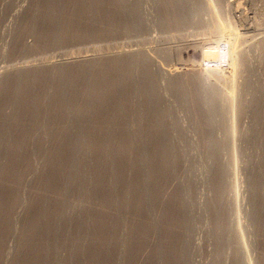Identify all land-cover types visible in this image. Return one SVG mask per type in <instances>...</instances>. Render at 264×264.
I'll use <instances>...</instances> for the list:
<instances>
[{"label": "rangeland", "instance_id": "1", "mask_svg": "<svg viewBox=\"0 0 264 264\" xmlns=\"http://www.w3.org/2000/svg\"><path fill=\"white\" fill-rule=\"evenodd\" d=\"M58 2L60 6L56 3L52 12L56 22L64 15L60 10L78 9L77 0ZM84 2L87 8H95L82 10L78 26L62 34L58 28L48 32L42 20V0H0V125L19 101L18 96H2L7 78L37 68L46 70L54 80L35 86L31 91L38 101L35 112L31 117H15L8 129L9 138L17 137L21 126H33L34 131L29 132L28 143L32 168L24 170L21 162L15 169L19 172L15 181L0 178L23 201L10 218L1 264L11 263L19 241V254L32 255L30 243H34L39 249L53 251V264H63L67 258L71 264L85 260L80 253L69 255L61 245L60 219L50 234L44 231L28 241L23 238L31 218L23 207L34 195L58 200L63 209H85L91 219L105 210L121 223L133 224L129 238H123L125 226L119 229L121 254L114 259L106 250L98 258L100 264H168L164 244L172 246L171 264H264V0ZM172 9L178 18L171 16ZM132 56L147 64L145 77L153 80L151 93L158 97L157 106L164 115V124L157 127L158 146L165 147L168 154V167L159 175L154 201L146 178L151 168V145L146 138L150 113L141 111L147 107H141L148 100L147 90L129 91L128 109L119 110L123 120L117 126L134 137L133 148L140 160V219L130 205L104 208L99 196L85 200L69 185H62L60 192L37 186L51 140L47 136L40 154L37 141L63 125L53 113L51 83L58 84L65 97L73 89L64 75L67 67ZM84 76L91 81L88 69ZM145 77L135 70L130 82ZM91 96L87 93L84 98L88 101ZM73 102L79 104L80 100L77 97ZM102 109L105 118L110 117L105 102ZM79 110L84 111L68 110L67 114L68 132L73 135L91 119L92 106ZM112 129V124L106 125L104 136ZM3 160L0 156V165ZM108 166L115 182L118 168L113 155ZM125 176L127 180L133 177L129 167ZM173 196L176 200L172 202ZM173 218L177 220L171 229L179 237L165 239L166 225ZM145 225L149 236L139 242L138 234ZM101 235V229L89 225L83 232L69 229L64 239L69 244L93 246ZM107 242H112L111 237Z\"/></svg>", "mask_w": 264, "mask_h": 264}, {"label": "bare ground", "instance_id": "2", "mask_svg": "<svg viewBox=\"0 0 264 264\" xmlns=\"http://www.w3.org/2000/svg\"><path fill=\"white\" fill-rule=\"evenodd\" d=\"M58 1L42 0V9L44 10V18L42 20L46 24L48 32H52L51 29L58 28V33H68L70 28L78 26L79 13L82 10L87 11L88 9L89 11H93V8H95L94 5L87 8L84 0H77V11L70 12L66 8L60 10L61 14L63 13L64 15L56 22L52 20V12L56 3L60 6V2ZM170 14L173 18H178L173 9ZM115 15L117 18L120 17L116 12ZM60 25L63 27L61 26L59 29ZM146 65L139 57L132 56L128 59H107L105 63H88L84 66L67 67L64 75L68 76L73 89L72 92H69L71 95H66L65 97L61 94L63 89L58 84L51 83L53 88L51 90L53 113L59 115L63 125L54 133L49 135L46 133V137L43 136L37 141V153L40 154L47 136L49 141L51 140L50 148L46 152L42 168H40L41 171L37 177L38 188L60 192L62 185H69L76 192L80 193L85 200L89 201L99 196V201L104 208L129 207L128 205H130V208L134 210L135 216L138 219L143 217L141 211L143 193L142 178L139 173L140 160L136 157L133 148L132 141H134V137L130 136L124 129L121 130L117 125L123 120V117L119 114V110L128 109L129 91L134 90L142 93L145 92L142 89H146L148 100L146 105H141V107H148L143 108L141 110L142 113L146 111L150 113L146 138L147 142L151 145L148 157L151 168L146 178L152 186L151 198L156 201V193L159 188L157 181L159 175L165 172L168 167V154L165 147L158 146L157 127L164 124V115L158 109V97L151 93L153 80L150 76L145 77ZM87 69L92 74L91 81H88L84 76ZM135 70H141V76L145 78L133 84L130 80ZM46 82H54V80L48 76L46 70H37V68L18 71V73L11 75L4 82L6 89L2 91V96L5 94L7 98L9 96H18L19 101L12 115L1 120L3 125H0V156H3L4 160L2 165H0V178H8L10 182L15 181L19 177V172H15V169L21 162H23L24 168H26L24 170L32 168L28 143L29 132L33 130V126L18 127L19 135L14 138H9L8 129L12 126L11 123L15 117L21 116L25 118L28 115L30 117L33 115L38 106V101H36V94L31 91H33L37 84H44ZM87 93L92 95V98L88 101L84 98V95ZM77 97L80 100L79 104L73 102ZM92 101L94 104H91ZM103 102H105V106H108L109 111H111L108 118H105L102 109ZM89 106H92V110H89L91 112V119L88 125L84 126L76 135L69 133L67 126L68 110L82 113L84 110L79 109ZM119 107L121 109H118ZM106 120L110 121V123H107ZM108 124H112L113 129L111 134L105 137L103 133ZM6 139L9 141H6ZM111 155H113L114 159L116 157L118 168L115 182L111 181L110 170L112 168L108 166ZM128 167L133 171L131 180H127L125 176V171ZM174 200H176L175 196H173L172 202ZM22 202L9 184L8 186H4L3 183H0V264L3 262L5 253L4 242L9 233L10 218L15 208L21 206ZM23 208L27 214H31L23 238L28 241V239L33 237V234H42L44 231L46 235L50 234L56 226L57 219H60L58 231L62 239L61 245L67 247L69 255L80 253L85 257L84 262L79 264H100L98 258L106 250L109 252L108 255H111L115 259L122 252L118 246V242L121 239L119 234L120 227L125 226L126 231L123 238H129L133 230L132 223L123 224L114 216L111 215V217L105 210L98 211L91 219L90 214L85 209H74L73 206L69 209L68 207L63 209L60 201L47 200L40 195L30 197ZM167 216L164 214V217ZM176 220L173 218L168 221L165 239L173 237H177L178 239L179 235L171 229ZM89 225L101 229L102 235L95 245L86 246L79 242L69 244L65 241L64 238L69 229L83 232L84 228ZM149 230V227L145 225L138 234L140 238L139 242H141L144 236H149ZM108 236L112 239L110 244L107 242ZM20 243L19 241L16 254L10 264H53V251H44L35 246L34 243H30L33 254L26 256L19 254L21 249ZM163 252L167 256V263L171 264L172 246L164 244ZM71 263L70 258H67L63 262V264Z\"/></svg>", "mask_w": 264, "mask_h": 264}]
</instances>
